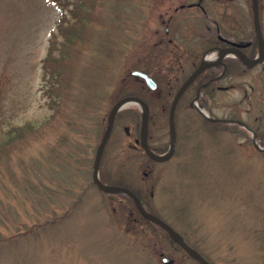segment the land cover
Returning <instances> with one entry per match:
<instances>
[{
  "label": "rangeland",
  "instance_id": "rangeland-1",
  "mask_svg": "<svg viewBox=\"0 0 264 264\" xmlns=\"http://www.w3.org/2000/svg\"><path fill=\"white\" fill-rule=\"evenodd\" d=\"M178 3L0 0V69L10 77L0 141L10 121L38 125L0 151V264H198L130 200L92 180L108 111L128 91L150 106L151 146L168 147V108L179 86ZM213 3L206 5L211 20L198 14L182 23L184 42L197 41L205 21L222 30L253 26L250 0H233L229 19L224 3ZM259 20L264 36V0ZM48 48L56 60L44 59ZM184 53L183 74L195 63ZM132 69L148 72L157 87ZM220 84L228 87L204 91L206 112L245 126L207 122L188 106L191 89L175 110L174 152L155 161L135 141L139 106L130 103L103 148L99 174L132 187L211 264H264V60L234 67Z\"/></svg>",
  "mask_w": 264,
  "mask_h": 264
},
{
  "label": "flooded vegetation",
  "instance_id": "flooded-vegetation-1",
  "mask_svg": "<svg viewBox=\"0 0 264 264\" xmlns=\"http://www.w3.org/2000/svg\"><path fill=\"white\" fill-rule=\"evenodd\" d=\"M213 1L217 4L224 3V13H226L225 15L227 19H229L231 16L228 12L231 9V2L233 0H179L178 5L174 7L175 12L178 14L177 19L179 24V86L189 76V74L197 68L203 58L210 62V65L201 70V72H199L195 76V78L188 84V86L179 96V105L186 99V97L188 96L187 93H189L191 89H194V94L188 99V106L191 108H195V105H198L203 107L204 109H208V103L204 95V91L206 89L210 88V90L214 91L215 89L221 90L227 88L228 86L220 84V81L228 76L232 72L234 67H240L244 71L262 63L261 62L259 64L248 67L247 64L240 58V52L250 58H253L258 52V40L254 29L252 9L251 15L253 26L250 28L240 24L238 26L232 27L230 24L227 25V29L224 27L222 30L220 23L217 20H212L214 21V25L207 24V21L204 22V26H202L203 28L201 33L198 35L199 39L197 41H193L192 43L189 41L184 42L183 38H180L182 23L186 21L189 23L190 20H194L197 16L199 17L198 14H201L203 17H205V19L207 18L208 20H211L208 14L210 10L207 9L208 7L206 8V5L207 3H213ZM237 1L242 3L245 0H235V2ZM238 12L241 15L242 13H244V11H242L241 9ZM240 14L237 17L241 19L242 16ZM227 22L230 23L231 21L228 20ZM165 31H167V25L165 26ZM198 44L200 46L199 48H201L200 52H196L195 50V46ZM185 49L188 52L187 57H189L190 62L195 63L187 73H184L186 74V76L184 77L182 60L183 56L185 55ZM219 54L222 55L221 58H219ZM215 122L223 124L228 123L226 121ZM150 137L151 135L148 128L147 142L149 144V147L154 152H160L151 146V144L149 143ZM255 140L256 143H259L257 142L256 137ZM135 141L138 142V138H136ZM252 143L254 144L253 138ZM171 261L172 260L169 259L167 263ZM196 262L199 263L197 260Z\"/></svg>",
  "mask_w": 264,
  "mask_h": 264
},
{
  "label": "water",
  "instance_id": "water-1",
  "mask_svg": "<svg viewBox=\"0 0 264 264\" xmlns=\"http://www.w3.org/2000/svg\"><path fill=\"white\" fill-rule=\"evenodd\" d=\"M252 6V13H253V23L254 29L258 40V53L253 58H250L240 52V58L243 62L247 64V66H252L255 63L261 62L264 59V39L262 37L260 21H259V7H258V0H251ZM221 54H219V58H221ZM210 63L201 61V63L197 66V68L189 74V76L181 83V85L177 88L172 98V101L169 106V114H168V121H169V148L164 153H154L147 144V132H148V116H149V107L148 104L139 96L136 95H125L119 98L110 108L108 111L107 121L105 124L104 131L101 135L100 141L96 147L95 156L93 159V167H92V178L95 184L101 190L108 191V192H116V193H123L128 195L136 209L147 219L155 222L160 227H162L169 235L171 240L178 243L185 251H187L191 256L199 261L200 264H211L206 258H204L195 248L190 246L182 237V235L176 231L173 227H171L166 221H164L159 216L155 215L154 213L146 210L139 198V196L129 187L120 185V184H108L101 181L99 178V162L102 154L103 147L107 141V138L110 134V131L113 126L114 118L116 113L130 103H135L141 107V114H140V129H139V139L140 144L143 147L144 151L150 156L152 159L157 161H162L169 158L173 152L174 144H175V124H174V112L175 107L178 102L179 96L182 94L184 89L188 86V84L195 78V76L204 68L209 66ZM132 74L139 75L145 83L150 88H156V82L153 78L146 72L141 70H131ZM198 111L206 118L211 120H221L214 117L209 116L205 111L200 108L198 105H195ZM231 121V120H228ZM239 122V121H236ZM255 135V133H253ZM255 143V142H254ZM256 145V143H255ZM261 148V147H259ZM164 261H167V258H163Z\"/></svg>",
  "mask_w": 264,
  "mask_h": 264
},
{
  "label": "trees",
  "instance_id": "trees-1",
  "mask_svg": "<svg viewBox=\"0 0 264 264\" xmlns=\"http://www.w3.org/2000/svg\"><path fill=\"white\" fill-rule=\"evenodd\" d=\"M71 11H72V9H71ZM63 18H65V17H63ZM59 30H61V32L63 33V36H64L65 39L69 38L70 33L66 32V31H63L64 29H63V27L61 28L60 25H59ZM50 56H52L51 55V50L48 48V53H47V55L45 56L44 59L47 60V58H49ZM56 58H58L56 55L52 56L53 60H56ZM45 70H46V73L50 71L47 63L45 65ZM8 83H10L9 75L6 72L2 71V69H0V106H1V100L7 94V91H8V88H9ZM52 87H53V83H49V85L44 89L45 93L48 96H50L49 92L51 91ZM125 94H138V93L137 92H133V91H128ZM120 112H122V111H120ZM120 112L118 113L117 116L121 115ZM0 113H1V109H0ZM206 121L209 122V123H212V122H210L207 119H206ZM37 126L38 125H35V123L33 121H28V120L23 122V123H21V124L13 123L11 121L8 122L6 128L5 129L2 128L3 138H2V141H0V146H1L0 147V151H2L3 148H5V153H8L10 150L6 149V147L10 148V145L13 144L15 140H17V139L19 140V139L25 138L28 133H30L32 131H35V128ZM64 139L65 138H64L63 135L59 136V142H61ZM118 183H121V182H118ZM117 194H121V193H117ZM121 196H123V197L127 198L128 200H130V202L133 205V202H132V200H131V198L129 196H127L125 194H121ZM147 221L151 222L150 220H147ZM151 223L154 224L153 222H151ZM154 225L157 226L156 224H154Z\"/></svg>",
  "mask_w": 264,
  "mask_h": 264
}]
</instances>
